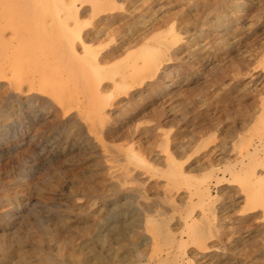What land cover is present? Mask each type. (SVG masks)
<instances>
[{"label": "rangeland", "instance_id": "obj_1", "mask_svg": "<svg viewBox=\"0 0 264 264\" xmlns=\"http://www.w3.org/2000/svg\"><path fill=\"white\" fill-rule=\"evenodd\" d=\"M31 1H0V22L15 23L11 25L12 30L5 32V42H0V73L3 75L0 74V217L11 211L16 215L12 223H0V233L14 232L24 215L37 219L38 226L42 228L57 221L69 204L88 205L89 215L97 213L88 218L89 221L96 220L104 230L111 225L106 221L116 208L128 209L130 216L140 223L144 206H157L155 210L165 206L164 195H161L163 188L160 187L162 181L165 182L163 178H151L154 179L151 180L154 188L143 195L139 191L142 189L139 183L129 182L123 189L119 188L110 173L120 172L128 166L152 177L158 168L142 163L134 154L142 156L154 151L161 155V159L166 157L168 145L165 133L170 128L161 130L157 135L136 139L134 144L129 145V140L110 143L104 138L102 123L85 118L88 106L84 102H94L97 99L96 87L103 89L110 86L111 79L120 83L125 66L118 65L112 71L92 74L95 81L85 78L84 90L88 93L84 95L79 80L67 79L70 65L67 67L64 63L65 55L73 59L79 55L84 57V42L101 54L110 50L116 52L115 63H121L135 50L142 51L141 60L148 57L146 51L151 48L152 67L146 74L142 89H147L146 85L150 83L168 86L166 92L171 94L165 98L168 102L163 108L167 112L171 110V119L174 120L171 130L179 133L180 118L186 115L185 142L190 145L189 148L192 147L189 154L192 166L188 174V211H193V225L183 247L178 243L173 246L174 264H264V150L260 143L264 132V0ZM77 24L84 39L81 42L76 37H67L70 29ZM50 39L51 42H48ZM166 42L169 45L164 46ZM15 63L17 71L6 77L3 70ZM84 64L87 68V60ZM109 89L105 88L106 91ZM106 91L103 104L110 101ZM157 99L162 107L161 103L165 100L161 96ZM26 101L31 103L23 107L21 103ZM161 111L158 110V113ZM153 121L155 117L151 116L142 120L138 127L140 130L148 129ZM133 129L134 126L124 127L126 134ZM254 145L261 151L250 157ZM247 153L249 157H246ZM97 161L103 162L102 167L108 173V187L118 194L115 196L112 193L104 200L77 194L68 200L70 184L76 183L73 182L77 177L75 175L90 170ZM227 169H232V172L224 173ZM178 182L172 193L175 201L180 195ZM205 187L211 188L213 199L203 205L198 195L199 190ZM124 190L131 192L126 194ZM176 205H179L178 201ZM173 215L171 225L176 233L180 214L175 212ZM72 217L70 223H76L77 216ZM93 238L96 237L78 240L75 252L81 254H76L72 264H98L93 261L95 254L110 259L100 241ZM29 243L26 244L27 250L31 246ZM82 245H85L84 249ZM163 249L160 246L156 253L161 256ZM86 257L91 261L85 263Z\"/></svg>", "mask_w": 264, "mask_h": 264}, {"label": "bare ground", "instance_id": "obj_2", "mask_svg": "<svg viewBox=\"0 0 264 264\" xmlns=\"http://www.w3.org/2000/svg\"><path fill=\"white\" fill-rule=\"evenodd\" d=\"M22 4H24V3H22ZM112 6H113V4H112ZM7 20H5V21H7ZM77 21L78 20H76V22ZM18 22H20V21H18ZM46 22H47V20H46ZM116 22H117V20H116ZM5 23H1V24H4L3 25L4 28L0 26V42L1 43L5 42L3 40V38H4L3 36H5V32L13 29V27L11 26L12 23L11 24L9 22H5ZM13 24H15V23H13ZM16 24H17V21H16ZM23 25H25V24H23ZM35 25H36V23H35ZM124 25H126V24H124ZM119 26H121V25H119ZM66 27L68 28V25ZM85 27H88V26H85ZM104 27H106V26H104ZM45 28H47V27H45ZM25 29H26V27H25ZM63 29H65V27ZM93 29L96 30L95 28H93ZM37 30H38V28H37ZM30 32H31V30H30ZM46 32H47V30H46ZM66 32H68V31H66ZM30 34H32V33H30ZM61 34H60V36H62ZM18 35H20V32L18 33ZM42 37H43V34H42ZM67 37H70V39H72L73 37H76V38L79 39L80 42H81V40H84L81 37V27L78 24L73 29L72 28L70 29V31L68 32ZM90 38H88V39H90ZM138 38H140V37H138ZM130 39H132V38H130ZM64 41H65V39H64ZM85 41H86V39H85ZM43 42H44V40L42 41V43ZM48 42H51V39ZM36 43H37V41H36ZM82 44H83L82 46H83V48H84V50L86 52L84 57H81L82 55L81 56L79 55L76 59H73V58H71L72 56L71 57L69 55L67 56V55H65V53L63 55H65V58H64L65 65L67 67L70 65V72L71 73L70 72L68 73L67 79H69L71 81L79 80L81 82V84H79V83L78 84L81 85L80 87L82 88L84 95H86L88 93L86 90H84L86 88V85L83 83L85 78H89L90 77V80L95 81L94 77L91 76L92 74L95 75V74L102 73V72H105V71H112V69L118 67V65H120V66L124 65L125 66V68H124L125 71L122 73V76L120 77L121 78L120 81H119L120 83H118L114 79H111V82H110L111 85L105 87V88H108V89L110 87L109 90L106 91L105 88H103L104 89L103 90L101 87H96L95 93L97 94V99H96L97 102H95L96 100L94 102H90V103L84 102V103H87V106H88V111L85 113V118L86 119H91L92 122L99 121V122H97L98 124L102 123V125H103V134L105 136L104 138H106L107 141H109L110 143L114 144V143H118V142H122V141H125V142L127 141L128 142V140H129V145H130L132 143L134 144L136 139L143 138L146 135H150V134H152V135L156 134L157 135V133H159L161 130H163V129L167 130L168 128H170L165 133V135H166L165 139H166V143L168 145V151H167V156L166 157L161 159V155L155 153L154 151H150V152H148V153H146L145 155H142V156L136 155V152L134 154L137 157L136 159L141 160L142 163L148 164V166H153V168H158V169H156L154 171L155 174L152 177L151 176H147L144 173L138 171L137 169H134V168H131V167H128V166L123 167L120 172L113 171V172L110 173L112 181H115L116 185L119 188L124 187L129 182L139 183L142 186V189L139 190V191L143 195H146L147 192H149L148 189H150V188H152L154 186V185L151 186V180H154V179H151V178H153V177L163 178L165 180V182L162 181L163 185H160V187L163 188V193L161 192L162 193L161 195H164L163 196L164 197V199H163L164 201L163 202H165V203L164 204L162 203V204H163V206L164 205L165 206L164 207L162 206L163 208H161L160 210H155L157 208L156 205H154L156 207H153L152 205H151V207L150 206H144L142 208V210H141L143 212V220L140 223L139 222L137 223V220H135V218L130 216V214L128 212V209L116 208L115 210L111 211L110 219L108 221H106V222H109L111 225H109V227H107V229H105V230H104V227L100 223H98L96 220L89 221L88 218H91V216H93L95 213L93 215H89L87 213L88 209H89L88 205L76 206V205L69 204L66 207V212L61 213V215H60V217H59V219L57 221H54V222L49 223L47 225L44 224L45 226H42V228H41V226L40 227L38 226L37 219L32 220V219L29 218V216L24 215L22 217V219H21V224H19V226L16 228V230L14 232H12V233L4 232L2 234L0 233V264H72L73 259H76V256H77L76 254H78V252L77 253L75 252V248H76L75 244L78 242L79 239H81V238L88 239L90 236H95L97 238V240L100 241V243L102 244V249L107 251L108 256L110 258V259H107L106 257H101L100 255L95 256V255H97V254H95L93 261H97L98 264H174L175 263L174 262V260H175V252H174L173 246L176 243H178V244H182V247H183V243L186 242L185 239H187L189 230H190L191 226L193 225V221H192V218H191L192 217L191 215L193 214L192 213L193 211H191V212L188 211V203H189V198H190L189 195H188V191H189V185L188 184H189V180H190L189 177H188V174H189V169L192 166L189 154L191 152V148L192 147L189 148L190 145H188L185 142V140H186L185 131L187 129L186 119H185L186 115H182V117L180 118V121H179L180 122L179 123V133H173V130H171V128L174 125V120L172 121V119H171L172 118L171 110H169L167 112V109L165 107L163 108V106L168 102V101L165 100V98L167 96H169V94H171L170 92L169 93L166 92L168 86L161 85L159 83H150V81H149L150 84L146 85L147 89H145V90L142 89L143 83H145L144 80H145L146 74L150 71V69L152 67L151 66L152 65V60L151 59H152V51L153 50L151 48H149V51L148 50L146 51V54H148V57H145V58H143L141 60H140L139 57H140L142 51H140V50L136 51L135 50V51H132L124 59V61H122L121 63H115L114 59L116 58V56H118V55H116V52L110 50V52L101 54L100 52H96L93 49V46H90V45H88L85 42L82 43ZM28 45H29V42H28ZM78 45H81V43L78 44ZM107 45H109V44H107ZM163 45L166 46V45H169V43L166 42ZM47 46H49V45L47 44ZM53 46H52V49H53ZM137 46H138V44H137ZM110 47H112V46H110ZM121 48H122V46H121ZM127 48H128V46H127ZM130 48L131 47H129V49ZM82 49H80V50H82ZM124 49H126V48H124ZM72 51H74V49ZM105 51H107V50H105ZM54 52H56V48H55ZM61 52H64V51H61ZM23 53H24V51H23ZM25 53H26V51H25ZM52 53H53V51H52ZM27 55L29 56V54H27ZM27 55H26V57H27ZM75 57H76V55H75ZM60 58L62 59L63 57H60ZM27 59H28V57H27ZM86 60H87V68L84 66L85 65L84 61H86ZM26 61L28 62V60H26ZM44 62H45V60L43 61V63ZM56 63H57V61H56ZM53 64H54V62H53ZM61 66H59V67L61 68ZM0 69H2V68L0 67ZM17 69L18 68L16 66V63L14 65L10 64L9 66L6 67L5 70H3L4 71L3 73L5 74L6 77H9L10 75H13V73L16 72ZM21 69H22V67H21ZM65 71H67V70H65ZM62 72H63V70H62ZM85 73H87V74H85ZM51 76H52V74H51ZM60 76H62V75H60ZM47 80L48 79H46V81ZM60 80H58V81H60ZM7 82H8V80H7ZM64 83H65V81H64ZM66 84H67V82H66ZM66 84H64V85H66ZM79 85H77V87H79ZM45 87H47V86H44V88ZM69 88H70V86H69ZM59 89H60V87H59ZM75 89H77V88H75ZM94 89H95V87H94ZM44 90H46V89H44ZM75 91H77V90H75ZM105 91L107 92L108 98L110 99V101L107 104H103V101H104L103 94H104ZM69 92H70V90H69ZM78 93H79V91H78ZM43 94H46V93H43ZM145 94H147V95L145 96ZM79 96H77V97H79ZM159 96H161L162 99L165 100L164 102L161 103L162 107L158 105L159 104V100L157 98ZM68 98H70V97H68ZM67 100H69V99H67ZM71 101H72V99H71ZM81 102H83V101H81ZM30 103H31L30 101H26L25 103H21V105H23V107L24 106L26 107ZM79 105H80V103H79ZM80 107H82V106H80ZM95 107H98V109H95ZM160 107L162 109H160ZM78 109H80V108H78ZM158 110H162L160 114L158 113ZM3 112L4 111H2V113ZM18 113H21V112H18ZM65 113L66 112H64V114ZM75 116L77 117V115H75ZM151 116L155 117V121H153L154 123H153L152 127L148 128V129L140 130L139 127H138V124L142 120H144L146 118H149ZM82 122H84V121H82ZM125 126H129V127L134 126V129H133V131L128 132L126 134L125 131L127 129L124 130ZM7 132H8V130H7ZM12 132H13V130H12ZM1 135H3V134H1ZM79 135H81V134H79ZM191 135H189V136H191ZM261 135L263 137L260 140V143H261V147L264 150V132H262ZM5 136H6V134H5ZM2 137H4V136H2ZM104 138H102V139H104ZM7 140H8V138H7ZM32 140H34V139L32 138ZM86 141H88V140H86ZM19 143H21V142H19ZM85 144L87 145V143H85ZM73 145H75V144H73ZM133 146H135V145H133ZM86 148H87V146H86ZM253 149H254L253 150L254 152L253 153H249L250 157L252 156V154L254 155L257 152L261 151L260 148L255 147V145H254ZM131 152L133 153L134 150H132ZM246 157H249L248 153L246 154ZM77 159H79V158H77ZM102 164H103L102 161H97L96 163H94V165L92 164L93 166L90 168V170H88L86 172H83V173H80L78 175H75L77 177L75 179H73L74 180L73 182H76V183L70 184V185H72V187H71V190H69L70 191L69 192L70 195L67 198L68 200H71L77 194H83V195L88 196L89 198H96V199L99 198V199H103V200L108 198L112 193L115 194V196L118 194V193L116 194V191L113 192V190H111L112 187L109 186L111 189L108 187V181L109 180H107V178H106L108 173L106 172V169L102 167L103 166ZM231 167H233V165ZM243 167H244V164L242 165V168ZM227 168H230V167L227 166ZM233 168H235V164H234ZM228 171L232 172V169H227L224 173H226ZM224 173H222V174H224ZM224 180H225V178L222 179V180H219L217 182V185L221 184ZM176 181H179L178 182L179 183L178 192H180V195L177 196L178 197L177 201H178L179 205H176L177 201H175L174 196H172V193L175 190L174 186H175V184L177 185ZM48 185L52 186V184L50 182H48ZM158 185L159 184H157L156 186H158ZM210 189L205 187V188H201L199 190L198 198L203 203V205L208 203V202H210V201H212V199H213ZM154 190L157 192L156 189H154ZM124 191H126V194H130L129 192H131L129 190H124ZM60 192H61V190H60ZM62 192H64V191H62ZM118 192H119V190H118ZM153 193H155V192L153 191ZM158 195H160V194H158ZM131 199L132 198H130V200ZM161 200H162V198H161ZM145 205H148V204H145ZM120 207H122V206H120ZM129 210H131V209H129ZM99 211H98V213H99ZM175 212H179V214H180V224L178 225L179 228L177 227L178 230L176 231V233H175V230L173 229L174 227H172V225H171V222L174 219L173 213H175ZM89 213H91V212H89ZM99 214H101V213H99ZM73 215L77 216V217H75V221H77L76 223L75 222H71L70 223V221L73 218L72 217ZM14 216H16V215L13 214L12 211L9 212V213L5 212V214H2L1 217H0V223H5V222L10 223L11 221H13ZM80 221H82V223H80ZM40 224H43V223H40ZM148 228H149V230L147 231ZM148 232H150L151 234H148ZM28 241L30 242L29 244L31 245L29 250L26 249V244H27ZM90 241H91V239H90ZM53 243H55V246H52ZM160 246H163L165 248V249H163V254L161 256L156 253V250ZM84 247H85V245L81 246L82 249H84ZM79 253H80V251H79ZM80 254H78V255H80ZM179 259H181V258H179ZM88 260H90V259L88 257H86L85 260H84L85 263H87Z\"/></svg>", "mask_w": 264, "mask_h": 264}]
</instances>
